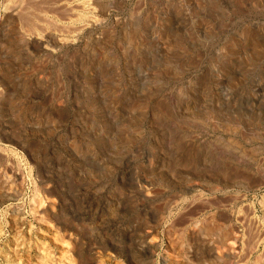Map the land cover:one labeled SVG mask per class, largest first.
<instances>
[{
    "label": "rangeland",
    "instance_id": "374dc122",
    "mask_svg": "<svg viewBox=\"0 0 264 264\" xmlns=\"http://www.w3.org/2000/svg\"><path fill=\"white\" fill-rule=\"evenodd\" d=\"M0 264H264V0H0Z\"/></svg>",
    "mask_w": 264,
    "mask_h": 264
}]
</instances>
